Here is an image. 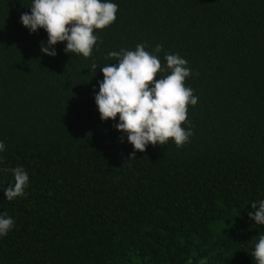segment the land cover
Wrapping results in <instances>:
<instances>
[{
	"label": "trees",
	"instance_id": "obj_1",
	"mask_svg": "<svg viewBox=\"0 0 264 264\" xmlns=\"http://www.w3.org/2000/svg\"><path fill=\"white\" fill-rule=\"evenodd\" d=\"M112 2L117 18L94 31L85 58L66 42L42 54L47 33L20 22L31 0H0V169L29 175L27 195L8 201L13 176L0 171V213L15 225L0 237V264H256L264 225L248 212L264 199V0ZM138 44L162 67L165 54L183 57L198 100L183 146L170 139L130 158L93 88L116 62L109 52Z\"/></svg>",
	"mask_w": 264,
	"mask_h": 264
},
{
	"label": "clouds",
	"instance_id": "obj_2",
	"mask_svg": "<svg viewBox=\"0 0 264 264\" xmlns=\"http://www.w3.org/2000/svg\"><path fill=\"white\" fill-rule=\"evenodd\" d=\"M30 12L20 15L21 24L30 34L43 29L46 42L40 51L55 57L58 43H65L66 54L90 57L98 37L95 30L110 26L116 20L118 5L112 0H31ZM161 51L157 45L155 53ZM115 63L99 67L103 79L98 81V91L93 88L94 100L101 121H115V129L126 136L133 146L130 158L136 151L144 152L148 145H165L170 139L177 147L183 146L193 135L190 127H182L187 120V106L196 105L198 97L185 85L191 75L187 61L179 54H165L164 67L158 55L145 50L142 44L135 50L121 49L108 53ZM97 65L91 66L95 73ZM158 72H168L158 76ZM156 77H159L156 79ZM118 117V120H117ZM6 150L0 140V152ZM13 182L3 190L4 197L12 201L27 195L29 175L22 166L12 169ZM254 211L248 212L250 220L264 225V199L251 202ZM12 217L0 213V237L14 228ZM256 264H264V233L250 252Z\"/></svg>",
	"mask_w": 264,
	"mask_h": 264
}]
</instances>
